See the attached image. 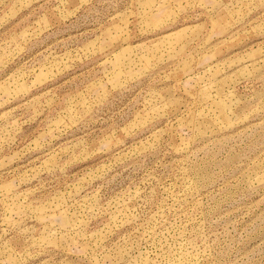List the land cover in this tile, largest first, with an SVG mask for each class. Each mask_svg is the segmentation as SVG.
Listing matches in <instances>:
<instances>
[{
    "label": "rangeland",
    "instance_id": "rangeland-1",
    "mask_svg": "<svg viewBox=\"0 0 264 264\" xmlns=\"http://www.w3.org/2000/svg\"><path fill=\"white\" fill-rule=\"evenodd\" d=\"M0 264H264V0H0Z\"/></svg>",
    "mask_w": 264,
    "mask_h": 264
}]
</instances>
